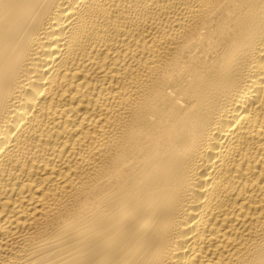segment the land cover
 Listing matches in <instances>:
<instances>
[{"label": "bare ground", "instance_id": "1", "mask_svg": "<svg viewBox=\"0 0 264 264\" xmlns=\"http://www.w3.org/2000/svg\"><path fill=\"white\" fill-rule=\"evenodd\" d=\"M0 264H264V0H0Z\"/></svg>", "mask_w": 264, "mask_h": 264}]
</instances>
